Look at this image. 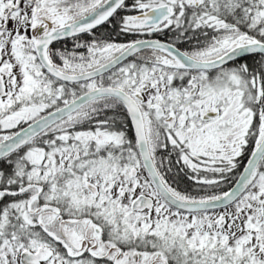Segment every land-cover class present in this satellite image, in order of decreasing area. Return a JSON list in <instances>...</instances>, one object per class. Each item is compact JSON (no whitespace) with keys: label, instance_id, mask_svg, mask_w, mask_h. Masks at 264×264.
<instances>
[{"label":"snow or ice","instance_id":"obj_1","mask_svg":"<svg viewBox=\"0 0 264 264\" xmlns=\"http://www.w3.org/2000/svg\"><path fill=\"white\" fill-rule=\"evenodd\" d=\"M0 264H264V0H0Z\"/></svg>","mask_w":264,"mask_h":264}]
</instances>
